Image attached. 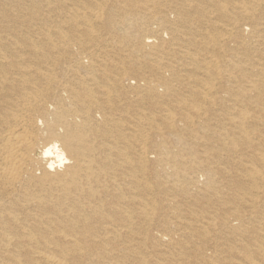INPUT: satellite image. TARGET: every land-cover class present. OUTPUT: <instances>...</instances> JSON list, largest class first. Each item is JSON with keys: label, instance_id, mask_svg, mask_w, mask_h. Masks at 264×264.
<instances>
[{"label": "bare ground", "instance_id": "6f19581e", "mask_svg": "<svg viewBox=\"0 0 264 264\" xmlns=\"http://www.w3.org/2000/svg\"><path fill=\"white\" fill-rule=\"evenodd\" d=\"M0 264H264V0H0Z\"/></svg>", "mask_w": 264, "mask_h": 264}]
</instances>
